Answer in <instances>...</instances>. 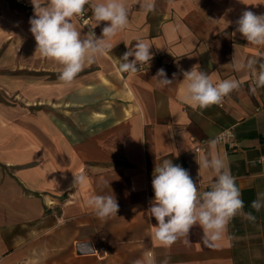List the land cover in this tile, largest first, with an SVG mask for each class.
Here are the masks:
<instances>
[{"label": "crops", "instance_id": "crops-1", "mask_svg": "<svg viewBox=\"0 0 264 264\" xmlns=\"http://www.w3.org/2000/svg\"><path fill=\"white\" fill-rule=\"evenodd\" d=\"M125 3L129 24L109 41L111 51L67 84L57 63L35 53L31 0H0V264H134L146 253L156 264H264V208H251L264 192V88L251 91V73L230 63L233 56L264 63V47L235 32L244 10L264 14V0H155L148 13L137 0ZM85 13L92 18L87 5ZM92 22L73 19L82 33ZM137 40L151 45L153 59L123 73L120 57ZM194 65L213 82L240 80V90L193 108L183 72ZM161 68L168 79L175 73L167 87L153 78ZM225 132L231 136L217 152L255 220L237 215L216 247L204 244L199 226L189 243L160 246L148 212L154 167L171 159L195 182L211 183L214 174L196 159ZM74 175L85 183L75 186ZM112 193L117 216L101 220L87 201Z\"/></svg>", "mask_w": 264, "mask_h": 264}, {"label": "clouds", "instance_id": "clouds-1", "mask_svg": "<svg viewBox=\"0 0 264 264\" xmlns=\"http://www.w3.org/2000/svg\"><path fill=\"white\" fill-rule=\"evenodd\" d=\"M34 15L29 19L32 36L36 42L35 53L51 60L60 66L59 79L71 84L86 64H91L99 56L111 51L113 45L109 42L119 32L124 31L129 24V11L125 0H31ZM139 7L148 12L155 11V0H137ZM92 11V24L87 33H82L73 23L75 17L85 14V6ZM106 22L97 36L94 31ZM235 32L239 33L248 44L264 47V14H256L251 10H244L235 21ZM120 57L119 71L136 73L138 64H150L153 54L151 45L137 40ZM132 57L133 59H129ZM231 65L236 72L248 71L251 73L255 92L264 88V63L255 59H235ZM161 87H167L174 82L168 79L163 68L153 77ZM184 101L193 108L207 109L222 103L225 97L232 92L239 91L241 81L238 79H223L213 82L211 76L197 69L194 65L191 70L183 72ZM221 137L210 139L207 143L210 154L199 157V170H210L214 179L209 190L200 192L198 182H194L188 170L171 159H163L153 170L152 189L154 199L148 209L156 223L152 226V238L160 246L171 247L178 239L187 237L191 230L199 226L203 233V242L208 247H216L227 232L229 223L237 215L254 221L251 212H244V201L241 190L237 186L236 178L232 175L225 155L217 152V145ZM264 164V157L260 158ZM75 176V186L85 183L83 175ZM87 204L96 216L106 220L117 216L119 204L114 194L92 195ZM251 208L259 212L264 208V192L257 194L252 201ZM134 264H156L154 257L146 253L143 260H136ZM161 264H168L167 260Z\"/></svg>", "mask_w": 264, "mask_h": 264}, {"label": "built area", "instance_id": "built-area-1", "mask_svg": "<svg viewBox=\"0 0 264 264\" xmlns=\"http://www.w3.org/2000/svg\"><path fill=\"white\" fill-rule=\"evenodd\" d=\"M76 18H77L79 24H80L81 26H83V27L87 26V25L90 23L91 19H92L91 16L88 15L87 13H85V14H84L83 16H81V17H76ZM227 136H231V134H230L229 132H225V133L220 134L219 137H221V142H225V137H227ZM197 150H198V149H197ZM194 182H195V181H194ZM209 185H210V183L205 184V185H202V184H199V183H198L199 191L202 193V192H204V191L209 190Z\"/></svg>", "mask_w": 264, "mask_h": 264}, {"label": "rangeland", "instance_id": "rangeland-1", "mask_svg": "<svg viewBox=\"0 0 264 264\" xmlns=\"http://www.w3.org/2000/svg\"><path fill=\"white\" fill-rule=\"evenodd\" d=\"M35 256V255H34Z\"/></svg>", "mask_w": 264, "mask_h": 264}]
</instances>
